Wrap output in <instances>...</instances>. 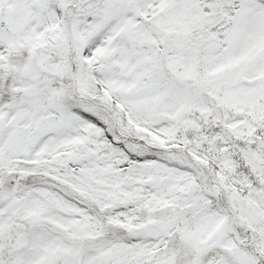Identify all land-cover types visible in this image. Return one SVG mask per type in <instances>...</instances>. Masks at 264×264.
I'll list each match as a JSON object with an SVG mask.
<instances>
[{
	"label": "snow or ice",
	"instance_id": "snow-or-ice-1",
	"mask_svg": "<svg viewBox=\"0 0 264 264\" xmlns=\"http://www.w3.org/2000/svg\"><path fill=\"white\" fill-rule=\"evenodd\" d=\"M0 264H264V0H0Z\"/></svg>",
	"mask_w": 264,
	"mask_h": 264
}]
</instances>
